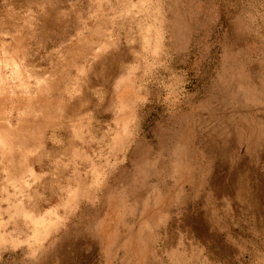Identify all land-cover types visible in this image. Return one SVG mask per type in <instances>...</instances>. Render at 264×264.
<instances>
[{
    "label": "rangeland",
    "instance_id": "374dc122",
    "mask_svg": "<svg viewBox=\"0 0 264 264\" xmlns=\"http://www.w3.org/2000/svg\"><path fill=\"white\" fill-rule=\"evenodd\" d=\"M0 264H264V0H0Z\"/></svg>",
    "mask_w": 264,
    "mask_h": 264
},
{
    "label": "bare ground",
    "instance_id": "6f19581e",
    "mask_svg": "<svg viewBox=\"0 0 264 264\" xmlns=\"http://www.w3.org/2000/svg\"><path fill=\"white\" fill-rule=\"evenodd\" d=\"M42 95V94H41ZM44 96V95H43ZM40 97V96H39ZM33 98V97H32ZM41 100H42V98H40ZM20 100V99H19ZM34 100H35V98H34ZM36 102V101H35ZM38 102V101H37ZM34 114V113H33ZM35 118V117H34Z\"/></svg>",
    "mask_w": 264,
    "mask_h": 264
}]
</instances>
